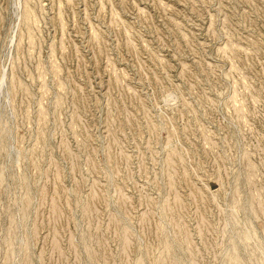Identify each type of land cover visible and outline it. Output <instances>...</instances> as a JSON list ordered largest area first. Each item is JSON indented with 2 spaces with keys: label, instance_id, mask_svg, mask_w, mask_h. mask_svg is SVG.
<instances>
[{
  "label": "rangeland",
  "instance_id": "374dc122",
  "mask_svg": "<svg viewBox=\"0 0 264 264\" xmlns=\"http://www.w3.org/2000/svg\"><path fill=\"white\" fill-rule=\"evenodd\" d=\"M0 264H264V0H0Z\"/></svg>",
  "mask_w": 264,
  "mask_h": 264
}]
</instances>
